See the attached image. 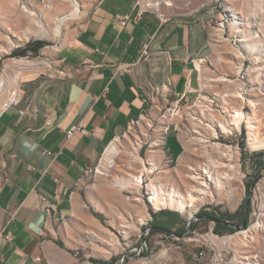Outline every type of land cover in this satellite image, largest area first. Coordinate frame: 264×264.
I'll return each instance as SVG.
<instances>
[{
  "label": "crops",
  "instance_id": "crops-1",
  "mask_svg": "<svg viewBox=\"0 0 264 264\" xmlns=\"http://www.w3.org/2000/svg\"><path fill=\"white\" fill-rule=\"evenodd\" d=\"M212 40L202 25L142 0H94L80 28L40 51L43 65L18 81V103L0 111V264L111 263L147 226L175 232L170 211L142 196L141 221L121 185L89 170L133 121L158 124L176 102L168 133L181 149L180 115L201 89L196 62L209 59ZM133 223L117 230L115 249L108 230Z\"/></svg>",
  "mask_w": 264,
  "mask_h": 264
},
{
  "label": "rangeland",
  "instance_id": "rangeland-1",
  "mask_svg": "<svg viewBox=\"0 0 264 264\" xmlns=\"http://www.w3.org/2000/svg\"><path fill=\"white\" fill-rule=\"evenodd\" d=\"M78 1L81 5L79 15L60 21V16L67 15L72 9V0H0V78L6 81L7 88L14 85L11 70H16V67L9 64L13 58L18 59L28 56L24 60L42 61L40 51L47 50L48 46H56L64 38H67L69 33L80 28L84 21L85 12L94 0ZM147 1L150 0H142L143 3ZM158 1L161 2L159 13L163 16H179L189 22V25L200 24L205 30L211 32L213 45L209 50V59L201 62L202 70L198 76L203 95L213 99L218 115L223 120L231 123L233 121V109L240 106V104L241 106L245 105L242 110L246 115L248 109V102L246 101H248L249 95L253 94V98L259 103V115L262 116L264 114V94L260 86L264 85V61L256 64L254 60L257 62L260 55L259 53L251 54L249 47L259 49L264 57V0ZM28 10L36 11L39 14L45 28L38 32L41 36L38 37L32 34L29 40L22 43L20 47H12L10 46L11 41L18 40L19 35L24 36L27 33L30 23ZM235 16L240 18L238 28L237 25L234 26L233 24ZM58 24H60L61 33L55 32ZM238 29H242V31L238 32ZM242 35L249 39L248 47L236 41V38ZM42 42L46 45L39 50H34V45ZM244 61L245 65L241 69L240 66L243 65ZM258 66H263L261 72L257 69ZM16 72H19V70ZM235 92H238L241 97H235L233 95ZM219 95H224V100ZM191 105H193V102H191ZM198 108L197 105L184 108L178 125L179 135L184 134L186 142H191L190 140L194 137L208 136L209 131H207V126L205 127V125H208L218 133V137L214 138L213 141L227 143L232 146L233 150H239L241 154L240 178L244 184L243 192L239 189L238 194L229 193L230 200L218 196L211 202L202 204L191 220L179 211L161 209L172 213L169 224L166 226L175 230L176 235L173 236L174 238L170 234H167L168 237L165 236L164 231L166 230L164 229H153L149 235L145 236L147 245L140 254H136L133 248L140 242L139 233H137L128 240V243L123 244L124 249L119 246L123 252L117 257L118 260L114 261L115 264H142L143 260H147V263L143 264H242L241 260L244 259V255H252L253 248L224 244L222 238L248 228L258 220L264 205V185H261L264 181V149H251L248 144L246 119H244L240 131L232 130L224 134L218 130V125L201 114ZM166 113L168 114L169 111ZM193 115L200 121V124L196 127L190 121ZM166 118L162 117V120L156 124L150 118L144 116L117 139L119 151L110 157H116V165L113 169L108 171L107 162H103L106 167L104 171L109 172L106 177L118 185H121V183L116 182V176L125 175L129 177L128 175L133 173L137 177L142 171V196H145L146 203L150 207L152 206L148 201V197L152 193L148 184L159 175V171L174 169L181 157L177 159L176 156L181 150V155H184L186 151L184 141L181 138L182 146L180 149L176 132L172 129L168 133L166 149L173 152V160L165 159L164 152L163 156L160 157V168L155 172H149L148 159L151 149L149 148V141L153 142L158 139L160 135L158 128L164 125ZM176 119L177 115L174 120ZM196 128L201 135L195 131L193 132ZM138 140L144 142V146L139 150V155L143 158V161L133 162L132 166L130 164H132L131 160L133 159V148ZM157 148L163 150L162 146ZM186 156H188L187 159H190L191 164L207 159L202 154H187ZM255 177L258 178L257 181H255ZM173 178L175 179V173L171 171V175L166 174L164 181L172 184L174 182ZM235 185L239 186L238 183H235ZM123 189L125 195L132 192L135 197L139 196L136 186L133 184ZM134 196L130 200H126L132 207H134L131 203L135 198ZM247 197L249 198L248 205L246 204ZM189 221L192 222V227L188 226ZM124 223H128V221L125 220ZM115 228L108 230V241L113 240L114 247L118 244L115 243L118 241V231L124 230L119 225H115ZM133 228H136L134 223ZM212 228H214L213 232H211ZM179 229L182 230L179 231ZM111 232L117 235L110 234ZM96 244H92V247L97 248L98 244ZM115 249L117 248L115 247ZM164 250L166 252L162 253ZM177 255H180L181 260L178 259ZM80 256H82L81 253L77 255V258ZM123 256H125V261L121 263L120 260ZM81 262L82 259L77 261L78 264H81Z\"/></svg>",
  "mask_w": 264,
  "mask_h": 264
},
{
  "label": "bare ground",
  "instance_id": "bare-ground-1",
  "mask_svg": "<svg viewBox=\"0 0 264 264\" xmlns=\"http://www.w3.org/2000/svg\"><path fill=\"white\" fill-rule=\"evenodd\" d=\"M72 5V9L67 15H64L63 17L60 16V21L66 20L69 17H75L79 15V13L81 12L80 2L78 0H72ZM28 15L30 18V23L28 25L29 27L27 29V33H25L24 36L19 35L18 40L11 41L10 46L20 47L22 43L29 40V37L32 34H35L38 37L41 36V34L38 32H41L45 28V24L42 22L39 14L36 11L28 10ZM238 20H240V18L235 16L233 24L234 26L237 25V28L240 23V21ZM237 31L241 32L242 29H238ZM55 32H60V24L57 25ZM248 40L249 39L245 35L236 38V41L243 43V45H246L247 47L249 46ZM249 48L251 50V54L259 53L260 55L259 58L255 57L257 58V60L259 59L257 62L256 60H254L256 64L264 61L263 54L259 49L252 46H250ZM9 64H13L16 67V70H11L12 77L14 79V85L8 87L6 92L0 95V111L5 107L7 101L12 97V93L18 89L17 84L19 79L29 76L33 73V71L40 69V67L43 65V62L24 60V58H13ZM244 65L245 61L243 65L240 66L241 69ZM196 66L200 71L202 70V65L199 61L196 62ZM262 68L263 66H258L257 69L261 72ZM18 70L19 72H16ZM260 88L262 90V93L264 94V85H261ZM233 95L237 98L241 97L238 92L233 93ZM219 96L222 99L224 98V95ZM253 96V94H250L248 97V101H246L248 102L246 115L242 110L243 106L245 105L241 106L240 104V106L233 109V121L231 123L223 120L216 111L210 109L211 103L208 99L203 100L202 104L198 105V109L200 110L201 114L213 120L218 125V130H220V132L224 134L229 133L232 130L240 131L244 119H246V129L249 139L248 144L250 145L252 150H260V148L264 149V114L262 116L259 115V103L253 98ZM176 115L177 111L171 110L167 114V118L165 117L166 120L164 122V125L158 128V132L160 133V135L158 139L156 141H153L150 146L151 149L148 159L150 162V168H148L150 173L155 172L160 168V157L163 156L164 152L162 149H158L157 147H161L164 145L163 142L165 141V130L167 129L168 123L171 120H174ZM197 119L198 118L194 115L193 117H191L190 121L194 127L200 124V121ZM206 126L207 131H209V135H206L204 137H194V139L192 138L190 140L191 142H186V137L184 136V134H180V138L184 141L186 150L185 154L181 155L178 164L174 167V169L159 171V175H157L148 184V187L152 193L149 203L153 209L176 210L185 214L187 218L191 220L195 217L197 210L202 204L211 202L218 196L230 200L231 197L229 196V193L238 194L239 189L241 190V192H243L244 184L242 179L240 178V151L238 149V151L233 150L232 146L228 145L227 143L223 144L218 141H213L214 138L218 137V133L211 126L205 125V127ZM194 131L200 134V131L197 130V128L193 130V132ZM143 144L144 142H142V140L137 141V143L135 144L132 154L133 159L131 160L132 164L130 165L133 166V162L143 161V158L139 155V150L143 147ZM118 151L119 143L117 140H114V142L108 147L106 151V159L109 160L110 157ZM187 154H202L207 157V159L191 164L189 162L190 159H187ZM171 171L175 173V179L173 178L174 182L172 184L164 181L166 174L171 175ZM142 174L143 173L141 171L139 175H137V177L132 173L131 175H128L129 177L123 175L116 176V179H114L116 180V182L121 183L122 188H127L131 184L136 186V191L139 196L135 197L131 203H133V206L135 208H138L141 211V221H146L148 218V214L146 211L144 200L142 198ZM235 183H238L239 186H236ZM261 185H264V181ZM124 227V233H129V231L133 229V225L131 224L125 225ZM110 234L113 233L111 232ZM222 241L224 242V244L228 243L229 245L235 247L241 245L244 247L253 248L252 255H244V259L241 260L242 264H264V205L257 222L253 223L248 228L241 229L237 233L223 237ZM165 252L166 250H164L162 253ZM177 256L178 259L181 260L180 255ZM143 263H147V260H143L142 264Z\"/></svg>",
  "mask_w": 264,
  "mask_h": 264
},
{
  "label": "built area",
  "instance_id": "built-area-1",
  "mask_svg": "<svg viewBox=\"0 0 264 264\" xmlns=\"http://www.w3.org/2000/svg\"><path fill=\"white\" fill-rule=\"evenodd\" d=\"M160 5H161V2L158 1V0H150V1H147V2L144 3V7L146 9H151V10L155 11L158 14H159V7H160ZM29 51H31V50H29ZM27 57L28 56H25L24 58H27ZM7 89L8 88L6 87V81L4 79H1L0 78V95L3 94V93H5ZM204 97H207V96L206 95H203L202 88H201L200 91H199V93H198V95L194 99L193 105H190V106L191 107L196 106V105L198 106L199 104H202V101L203 100H207L208 99V100H210V103H211L210 109L216 111L215 110V107H214L213 99H209V97H207V98H204ZM19 99H20V95H19V92H18V89H17L16 91H14L12 93V97L7 101V103L5 104V107L4 108L9 107L12 104L18 103ZM177 108H178V103L176 102V104L173 107H169V108H166V109H168V111L170 112L171 110H176L177 111ZM20 112H21V114H24L25 111H20ZM139 120L140 119H137V120L133 121L132 122V126L135 125ZM170 125L171 124L169 122L168 123V126H167V129L165 130V140L167 138V134H168V131L170 129ZM78 129H80V127H78V126L72 127V128H70L67 131V134L70 136L75 130H78ZM136 143H137V141H136ZM151 144H152V141H149V148H150ZM164 145H165V143H164ZM164 145L162 146L163 147V152H165V157L164 158L165 159H168L169 161H172L173 160V157H172V155L170 153H167ZM143 146H144V144H143ZM105 154L102 156V158H101V160L99 162L98 167L95 168V169H90L89 170V172L94 173L93 175H97V174L98 175H102V174L107 175L109 173V172L106 173L104 171V169L106 168L105 165L103 164L104 161L107 162L106 165H107L108 171L111 170V169H113V167L116 165V159H115L116 157L110 158L108 160V159L105 158ZM148 165L150 166V162H148ZM131 195H132V192L128 193L127 194V197L128 198H131ZM143 197H145V196L143 195ZM149 200H150V196L148 197V201ZM214 224H215V222H214ZM151 230H152V227L147 226V228L145 230H143V231H141L139 233L138 237L140 239V242H138L139 244L133 248V251L136 254H140L141 251L144 249V247L147 245V241H146L145 236L149 235L151 233ZM213 230H214V228L211 229V232H213ZM164 232H165L164 235L167 236V237H168L167 234H170V236H172V237L176 235L175 232H169V231H164ZM124 261H125V256H123V258L120 260V262L121 263H124ZM111 263L115 264L114 262H111ZM111 263L110 262L109 263H106L105 262V263H100V264H111Z\"/></svg>",
  "mask_w": 264,
  "mask_h": 264
},
{
  "label": "trees",
  "instance_id": "trees-1",
  "mask_svg": "<svg viewBox=\"0 0 264 264\" xmlns=\"http://www.w3.org/2000/svg\"><path fill=\"white\" fill-rule=\"evenodd\" d=\"M44 45H46V43H38V44H36V45H34V50H39L41 47H43ZM256 179H255V181H257V177H255ZM157 227H162V228H167L166 226H163V225H156ZM180 228V227H179ZM182 229H179V231H181ZM111 264H113V263H111Z\"/></svg>",
  "mask_w": 264,
  "mask_h": 264
},
{
  "label": "water",
  "instance_id": "water-1",
  "mask_svg": "<svg viewBox=\"0 0 264 264\" xmlns=\"http://www.w3.org/2000/svg\"><path fill=\"white\" fill-rule=\"evenodd\" d=\"M248 202H249V198L247 197V199H246V204H247V205H248ZM188 226H189V227H192V222H191V221H189Z\"/></svg>",
  "mask_w": 264,
  "mask_h": 264
}]
</instances>
